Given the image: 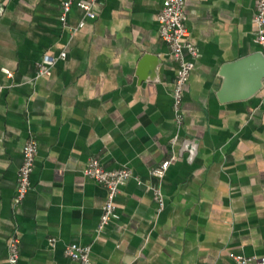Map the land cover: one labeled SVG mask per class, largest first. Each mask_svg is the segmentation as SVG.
Masks as SVG:
<instances>
[{"label": "crops", "instance_id": "crops-1", "mask_svg": "<svg viewBox=\"0 0 264 264\" xmlns=\"http://www.w3.org/2000/svg\"><path fill=\"white\" fill-rule=\"evenodd\" d=\"M62 1L6 0L0 11V264H12L13 235L17 264H76L70 244L91 245V264L264 256V92L248 95L257 62L235 69L219 96L222 68L261 52L255 0H187L198 54L182 126L172 108L178 62L157 21L163 0H97L94 18L79 6L92 0H76L67 25ZM63 50L51 74L37 77L38 61ZM30 137L31 188L15 204ZM173 154L161 208L151 170ZM92 157L133 173L120 185L118 218L102 229L108 192L84 173Z\"/></svg>", "mask_w": 264, "mask_h": 264}, {"label": "built area", "instance_id": "built-area-1", "mask_svg": "<svg viewBox=\"0 0 264 264\" xmlns=\"http://www.w3.org/2000/svg\"><path fill=\"white\" fill-rule=\"evenodd\" d=\"M0 0V11L4 9V2ZM76 0H63L61 5L60 19L64 25H67L68 14ZM97 0L90 2H80L79 6L83 8L86 15L94 18L96 13L94 7ZM256 9L254 14V23L256 26L257 42L261 46V52L264 55V0H255ZM187 0H163L162 8L157 15L159 23V32L162 39L169 45L171 53L178 62V70L175 80V86L172 92V108L175 115V121L178 126L184 122L183 100L185 88L189 82L191 72L194 68V58L198 54L196 45L191 40V32L187 24L188 16L185 10ZM84 22L80 23L82 26ZM188 53L190 58L186 56ZM66 58V51L63 50L59 55L45 54L38 61L37 77L50 75L52 67L59 60ZM264 92V81L263 88ZM178 136L174 137L172 142L176 144ZM38 155V143L34 137H30L23 147V162L18 172L17 191L15 195V204H20L31 188V176L34 171L36 157ZM177 159L176 155L162 161L158 166L151 170V175L158 181L153 186L154 196L159 202L160 207L164 206L165 197L161 189L160 182L166 175L170 164ZM84 173L87 177L97 181L107 188V200L103 206L99 228L113 222L118 218L116 197L120 192V185L126 179L132 176V171L121 167L116 169H107L101 160L92 157L86 164ZM54 238L50 242H54ZM91 245L70 244L66 247L65 253L73 259L76 264H91ZM10 261L17 264L20 257V238L13 235L9 243ZM235 264H264V256L247 257L244 255L235 256Z\"/></svg>", "mask_w": 264, "mask_h": 264}, {"label": "water", "instance_id": "water-1", "mask_svg": "<svg viewBox=\"0 0 264 264\" xmlns=\"http://www.w3.org/2000/svg\"><path fill=\"white\" fill-rule=\"evenodd\" d=\"M147 59L148 58L145 57L141 61V67L144 66V63ZM252 60L257 62L258 72H257L256 80L254 83L255 85H253V88L249 92L248 95L251 96V95L259 92L260 90H262L263 81H264V55L262 54V52H259V53H255L252 56L239 59L238 61H235L233 63L226 64L222 68L220 74L224 77V81H223V84L221 86V91L219 93L221 100H222V98H225L229 94V86L231 85V77H232V73L234 72V70L237 69L238 67L242 66L243 64L248 63Z\"/></svg>", "mask_w": 264, "mask_h": 264}]
</instances>
